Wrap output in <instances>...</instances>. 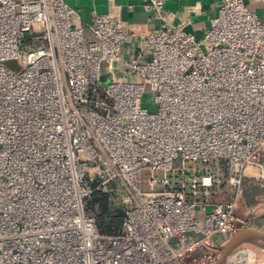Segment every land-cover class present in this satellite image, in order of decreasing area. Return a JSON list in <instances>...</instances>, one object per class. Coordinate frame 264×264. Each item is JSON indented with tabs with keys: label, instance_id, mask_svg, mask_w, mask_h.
Here are the masks:
<instances>
[{
	"label": "built area",
	"instance_id": "obj_1",
	"mask_svg": "<svg viewBox=\"0 0 264 264\" xmlns=\"http://www.w3.org/2000/svg\"><path fill=\"white\" fill-rule=\"evenodd\" d=\"M143 1L158 27L0 0V264H210L249 221L242 179H264V16L218 0L196 36L166 0ZM214 159L225 174L196 165ZM224 183L231 197L212 201ZM96 192L121 210L113 233L87 211Z\"/></svg>",
	"mask_w": 264,
	"mask_h": 264
},
{
	"label": "crops",
	"instance_id": "obj_2",
	"mask_svg": "<svg viewBox=\"0 0 264 264\" xmlns=\"http://www.w3.org/2000/svg\"><path fill=\"white\" fill-rule=\"evenodd\" d=\"M88 6H84L89 13L91 20L92 11L108 12L119 16L126 23L144 29L156 28L160 20L143 0H85ZM253 12L258 17L264 16V0H246ZM218 0H166L164 13L169 14L173 23L188 20L185 29L196 36L203 34L209 25V18L214 16ZM83 7V8H84ZM190 9V10H189ZM85 22L83 16L81 17ZM87 23V22H86ZM264 161V156L261 157ZM264 187V179L261 181ZM264 194L259 195L261 200Z\"/></svg>",
	"mask_w": 264,
	"mask_h": 264
},
{
	"label": "trees",
	"instance_id": "obj_3",
	"mask_svg": "<svg viewBox=\"0 0 264 264\" xmlns=\"http://www.w3.org/2000/svg\"><path fill=\"white\" fill-rule=\"evenodd\" d=\"M240 194L249 207H254L258 204L257 197L264 194L262 182H253L250 178L244 177L240 186ZM86 208L88 213L94 217L101 233L109 234L118 229L121 210L109 202L107 195L99 192L94 193L87 202Z\"/></svg>",
	"mask_w": 264,
	"mask_h": 264
},
{
	"label": "rangeland",
	"instance_id": "obj_4",
	"mask_svg": "<svg viewBox=\"0 0 264 264\" xmlns=\"http://www.w3.org/2000/svg\"><path fill=\"white\" fill-rule=\"evenodd\" d=\"M65 2L70 7L74 8L81 17L83 16L85 22L89 23L91 21L89 19L90 17H89L88 11L85 10V9H88V8H85L86 6H88V3H86L85 0H65ZM5 64L10 69H16V62L14 60H9ZM109 80H110L109 71H108L107 67L105 66V64L102 63L101 64L100 77H99V84L108 83ZM133 81L141 82L142 79H141V77L136 76L133 78ZM151 101H152V95L148 91H146V93L143 97V105L151 107ZM188 165H191V164H188ZM196 165L200 169H203L204 167L209 168V172H211L213 176H215V174H217V172L220 176L223 174V172H225L224 162L222 160H218V159L210 160L206 163L197 162ZM149 175H150L149 172H145L143 174V178H147ZM154 176L156 178H158L161 176V173L156 172V173H154ZM215 186L213 187L214 194L212 195V199H211L212 201L226 200V199L231 197V195H232L231 190L229 189V187L225 183L220 184L218 187H215ZM143 188L146 189L147 186L144 184ZM156 188L158 189L159 187H156ZM262 206H264V197L261 200H259L257 205H255L254 207H251V210H253V212L255 213ZM260 229L264 230V223L262 225H260ZM173 244H175V241H173Z\"/></svg>",
	"mask_w": 264,
	"mask_h": 264
},
{
	"label": "water",
	"instance_id": "obj_5",
	"mask_svg": "<svg viewBox=\"0 0 264 264\" xmlns=\"http://www.w3.org/2000/svg\"><path fill=\"white\" fill-rule=\"evenodd\" d=\"M249 215L247 224L228 236L220 254L210 264H226L231 257L241 251H253L264 257V230L260 229V225L264 223V212L258 215L251 210Z\"/></svg>",
	"mask_w": 264,
	"mask_h": 264
},
{
	"label": "bare ground",
	"instance_id": "obj_6",
	"mask_svg": "<svg viewBox=\"0 0 264 264\" xmlns=\"http://www.w3.org/2000/svg\"><path fill=\"white\" fill-rule=\"evenodd\" d=\"M261 208L255 213L258 215L263 213L264 206ZM227 264H264V257L253 251H241L231 257Z\"/></svg>",
	"mask_w": 264,
	"mask_h": 264
}]
</instances>
